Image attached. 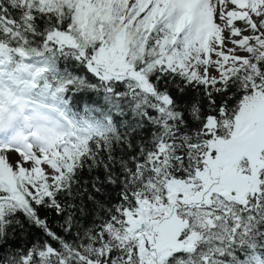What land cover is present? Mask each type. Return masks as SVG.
Wrapping results in <instances>:
<instances>
[{
    "label": "snow or ice",
    "instance_id": "1",
    "mask_svg": "<svg viewBox=\"0 0 264 264\" xmlns=\"http://www.w3.org/2000/svg\"><path fill=\"white\" fill-rule=\"evenodd\" d=\"M0 264H264V0H0Z\"/></svg>",
    "mask_w": 264,
    "mask_h": 264
}]
</instances>
